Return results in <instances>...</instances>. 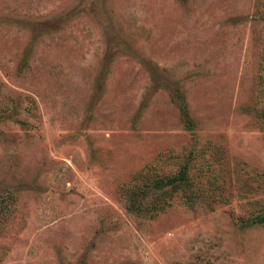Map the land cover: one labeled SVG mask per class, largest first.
Segmentation results:
<instances>
[{"label":"rangeland","instance_id":"rangeland-1","mask_svg":"<svg viewBox=\"0 0 264 264\" xmlns=\"http://www.w3.org/2000/svg\"><path fill=\"white\" fill-rule=\"evenodd\" d=\"M0 264H264V0H0Z\"/></svg>","mask_w":264,"mask_h":264},{"label":"trees","instance_id":"trees-1","mask_svg":"<svg viewBox=\"0 0 264 264\" xmlns=\"http://www.w3.org/2000/svg\"><path fill=\"white\" fill-rule=\"evenodd\" d=\"M166 183L171 186H176L179 183H186V172L184 168H181L176 174L173 176L166 177Z\"/></svg>","mask_w":264,"mask_h":264}]
</instances>
